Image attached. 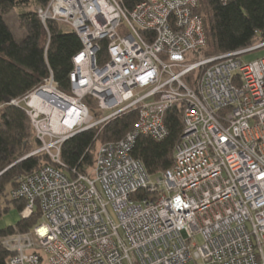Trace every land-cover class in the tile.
<instances>
[{
	"label": "built area",
	"instance_id": "built-area-1",
	"mask_svg": "<svg viewBox=\"0 0 264 264\" xmlns=\"http://www.w3.org/2000/svg\"><path fill=\"white\" fill-rule=\"evenodd\" d=\"M199 7L51 0L38 10L47 32L48 21L59 22L83 48L69 91L50 71L10 103L24 107L41 143L30 156L45 153L53 165L20 177L11 191L25 202L23 218L40 217L2 240L8 264H264V56L242 58L264 49V32L251 48L206 57ZM175 105L184 131L174 167L152 177L132 151L140 136L168 137ZM131 110L139 112L134 129L99 145L87 172L64 169L65 142Z\"/></svg>",
	"mask_w": 264,
	"mask_h": 264
},
{
	"label": "trees",
	"instance_id": "trees-1",
	"mask_svg": "<svg viewBox=\"0 0 264 264\" xmlns=\"http://www.w3.org/2000/svg\"><path fill=\"white\" fill-rule=\"evenodd\" d=\"M50 1L0 0V220L11 204L20 212L24 211L25 202L11 199L17 180L45 165H53L45 153L30 156L40 142L24 107L10 103L42 84L50 71L60 88L69 91L73 58L83 48L77 34L66 31L59 22L48 21L46 31L38 10L46 9ZM18 7L28 8L19 15L26 30L22 41L16 40L6 21ZM197 12L206 31L207 47L203 50L206 57L251 48L260 41L258 33L264 32V0H200ZM106 54L104 46L101 57ZM85 103L91 108L96 104L91 97L85 98ZM138 116L137 110H131L106 124L100 132L99 128H94L69 139L61 148L64 169L69 173L73 170L87 172L94 164L98 146L123 139L134 129ZM166 124L169 135L165 140L140 136L132 151L133 157L152 177L174 167L175 148L184 131L182 106L175 105L167 112ZM39 217L40 213L36 212L16 226L0 229V264H8L11 255L2 240L15 233L30 231Z\"/></svg>",
	"mask_w": 264,
	"mask_h": 264
},
{
	"label": "rangeland",
	"instance_id": "rangeland-1",
	"mask_svg": "<svg viewBox=\"0 0 264 264\" xmlns=\"http://www.w3.org/2000/svg\"><path fill=\"white\" fill-rule=\"evenodd\" d=\"M28 8L26 7H18L14 11H12L7 17L6 21L11 28L16 40L22 41L26 37V30L25 28L21 25L19 21V15L25 11H27ZM64 29L66 31H69V27L64 26ZM48 38L50 37V34L48 33ZM264 56V49L257 50L253 53L244 55L242 58L245 62L253 61L258 58H261ZM96 105V104H95ZM95 105L90 108V111L92 115L97 114V109L95 108ZM99 117H102L101 114L98 113ZM105 124H100L95 128H99V132L104 128ZM94 129V128H93ZM40 142V141H39ZM101 145V144H100ZM41 147H38V149ZM42 154V153H41ZM44 154V153H43ZM23 212H20L13 204H11L8 208L7 211L4 212L1 220H0V229H4L10 226H16L18 222H20L23 219ZM199 245L202 244L203 240L200 236H198L195 240ZM202 264V263H200Z\"/></svg>",
	"mask_w": 264,
	"mask_h": 264
},
{
	"label": "water",
	"instance_id": "water-1",
	"mask_svg": "<svg viewBox=\"0 0 264 264\" xmlns=\"http://www.w3.org/2000/svg\"><path fill=\"white\" fill-rule=\"evenodd\" d=\"M28 157H30V156H28Z\"/></svg>",
	"mask_w": 264,
	"mask_h": 264
}]
</instances>
